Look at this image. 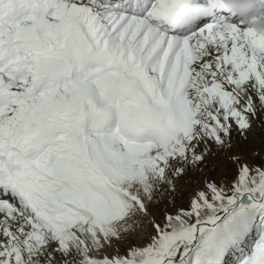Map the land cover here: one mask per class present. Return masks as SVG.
Returning <instances> with one entry per match:
<instances>
[{"label": "snow or ice", "instance_id": "6c2138e0", "mask_svg": "<svg viewBox=\"0 0 264 264\" xmlns=\"http://www.w3.org/2000/svg\"><path fill=\"white\" fill-rule=\"evenodd\" d=\"M261 20L264 0H0V264H264V154L232 139L264 126Z\"/></svg>", "mask_w": 264, "mask_h": 264}, {"label": "rangeland", "instance_id": "374dc122", "mask_svg": "<svg viewBox=\"0 0 264 264\" xmlns=\"http://www.w3.org/2000/svg\"><path fill=\"white\" fill-rule=\"evenodd\" d=\"M257 125H261V124L257 123L255 125V127ZM235 136L238 137V141H237L238 144L242 147H245L249 151L255 150V152L259 153V144L264 145V132L262 134H253L249 138V142H247L246 144L241 141V137H240L239 133L235 132V131L232 133L233 142H234ZM257 136L260 137L261 142L259 144H257V140L254 141V138ZM249 159L251 160L252 157L250 156ZM225 173H227L228 175H231V173L228 172V162L227 161H224L222 166L219 169H216L214 167L212 172H210L209 174L216 176L217 180L219 181L221 175H223ZM202 179H203V173H199V174L198 173H192L190 181L185 180V179H181L179 181V190L177 193V203L180 202L181 194H183L184 201L186 202L187 193L189 191H191L192 189H194L202 181ZM164 207H165L164 203H161L157 209H154V211L162 212L164 210ZM150 231H151V225H150V223H148L147 220H145L143 227L136 233V236L134 239H132L130 241L119 242L113 248L109 249V251H112V252H115L117 250L123 251V249L125 247H127L129 243L139 244V243L143 242L144 237H145V233L150 232Z\"/></svg>", "mask_w": 264, "mask_h": 264}, {"label": "bare ground", "instance_id": "6f19581e", "mask_svg": "<svg viewBox=\"0 0 264 264\" xmlns=\"http://www.w3.org/2000/svg\"><path fill=\"white\" fill-rule=\"evenodd\" d=\"M245 2H246V0H245ZM227 3L229 4V5H234L236 2H234V0H227ZM246 3H248V2H246ZM256 3V0H254V2H252V3H248V4H255ZM243 15H244V18H245V20H248V16H249V14L250 13H242ZM261 21H264V20H261ZM264 132V127L263 126H261V125H257L256 127H255V133L254 134H262ZM255 140H257V144H259L261 141H260V137L259 136H257V137H255L254 138V141ZM238 137H234V144H238ZM261 146V147H260ZM259 153H261V154H264V145H262V144H259Z\"/></svg>", "mask_w": 264, "mask_h": 264}, {"label": "clouds", "instance_id": "9594fccd", "mask_svg": "<svg viewBox=\"0 0 264 264\" xmlns=\"http://www.w3.org/2000/svg\"><path fill=\"white\" fill-rule=\"evenodd\" d=\"M234 2H237V0H234ZM246 2L252 3V2H254V0H246ZM246 22H248V21L246 20ZM249 26L253 27L255 30H257L259 32H264V21H258L254 24L250 23Z\"/></svg>", "mask_w": 264, "mask_h": 264}]
</instances>
